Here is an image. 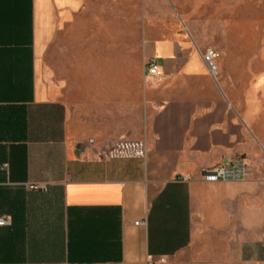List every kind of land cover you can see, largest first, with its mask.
I'll use <instances>...</instances> for the list:
<instances>
[{"label": "crops", "instance_id": "obj_1", "mask_svg": "<svg viewBox=\"0 0 264 264\" xmlns=\"http://www.w3.org/2000/svg\"><path fill=\"white\" fill-rule=\"evenodd\" d=\"M109 17L0 0V264H264V174L200 177L264 149V60L212 75L175 36L128 61Z\"/></svg>", "mask_w": 264, "mask_h": 264}, {"label": "rangeland", "instance_id": "obj_2", "mask_svg": "<svg viewBox=\"0 0 264 264\" xmlns=\"http://www.w3.org/2000/svg\"><path fill=\"white\" fill-rule=\"evenodd\" d=\"M95 12L105 11L109 18L98 21L120 34V44L128 61L140 60L146 37L190 38L203 51L217 54L216 75H249L247 68H261L264 60V0H88ZM93 27V21H89ZM97 23V21H96ZM97 25V24H96ZM236 71V70H234ZM249 72V73H248ZM251 74V73H250ZM237 159H247L248 173L264 174V149Z\"/></svg>", "mask_w": 264, "mask_h": 264}, {"label": "built area", "instance_id": "obj_3", "mask_svg": "<svg viewBox=\"0 0 264 264\" xmlns=\"http://www.w3.org/2000/svg\"><path fill=\"white\" fill-rule=\"evenodd\" d=\"M217 54L212 50H206L202 54V60L206 65L210 74H216L215 60ZM147 75L155 76L157 74L158 66L155 59H150L144 65ZM113 156H136L141 157L144 154V146L141 142H118L112 149ZM6 168V165H3ZM248 173V165L244 159H235L229 162H223L213 168L201 171L200 177L206 183L216 182H237L243 181ZM30 189L36 187L30 186ZM4 220L0 219V224H3Z\"/></svg>", "mask_w": 264, "mask_h": 264}]
</instances>
